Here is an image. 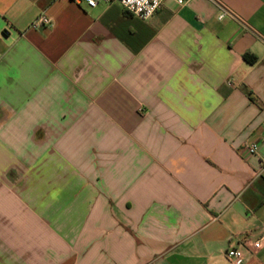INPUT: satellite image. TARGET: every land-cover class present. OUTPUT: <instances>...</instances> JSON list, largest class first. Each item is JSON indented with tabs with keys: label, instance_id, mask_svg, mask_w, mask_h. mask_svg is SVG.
I'll return each mask as SVG.
<instances>
[{
	"label": "crops",
	"instance_id": "1",
	"mask_svg": "<svg viewBox=\"0 0 264 264\" xmlns=\"http://www.w3.org/2000/svg\"><path fill=\"white\" fill-rule=\"evenodd\" d=\"M263 235L264 0H0V264H233Z\"/></svg>",
	"mask_w": 264,
	"mask_h": 264
},
{
	"label": "built area",
	"instance_id": "2",
	"mask_svg": "<svg viewBox=\"0 0 264 264\" xmlns=\"http://www.w3.org/2000/svg\"><path fill=\"white\" fill-rule=\"evenodd\" d=\"M166 0H85L86 4L95 8L99 4H117L122 6V8L128 12L132 17H135L142 21H147L153 18L156 13L163 7ZM179 6L186 5L190 0H173ZM225 11L220 18H224ZM30 29H41L45 27L52 26V19L45 13H41L30 25ZM245 150L250 155H255L259 151L258 145L251 144L246 145ZM264 235L258 240H252L249 236H244L239 240L237 245H232L228 247L225 252L226 258L233 264H245L247 257L245 251L249 249L258 250L264 244Z\"/></svg>",
	"mask_w": 264,
	"mask_h": 264
},
{
	"label": "trees",
	"instance_id": "3",
	"mask_svg": "<svg viewBox=\"0 0 264 264\" xmlns=\"http://www.w3.org/2000/svg\"><path fill=\"white\" fill-rule=\"evenodd\" d=\"M244 59L250 64H254L257 61V57L254 55L246 54L244 55Z\"/></svg>",
	"mask_w": 264,
	"mask_h": 264
}]
</instances>
